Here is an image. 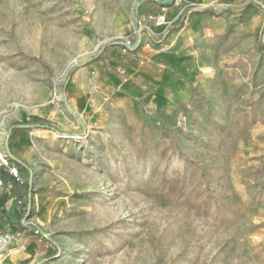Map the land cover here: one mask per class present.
Segmentation results:
<instances>
[{"label":"rangeland","instance_id":"374dc122","mask_svg":"<svg viewBox=\"0 0 264 264\" xmlns=\"http://www.w3.org/2000/svg\"><path fill=\"white\" fill-rule=\"evenodd\" d=\"M176 30L162 110L96 80ZM0 144V264H264V0H0Z\"/></svg>","mask_w":264,"mask_h":264},{"label":"crops","instance_id":"0c3cea01","mask_svg":"<svg viewBox=\"0 0 264 264\" xmlns=\"http://www.w3.org/2000/svg\"><path fill=\"white\" fill-rule=\"evenodd\" d=\"M191 43L192 39L186 35V32L180 33L176 30L160 46H153L154 50L142 49L137 52L136 56L124 55L116 50L111 55L105 54L103 59L93 63L91 68L96 80L100 81L102 85L108 84L112 90H116V94L123 96V103L128 106L129 93L140 96L135 88L145 84L149 92L147 96L151 97L153 102L162 110V107L165 108L172 98L179 97L176 93L177 90L184 88L185 84L186 87H192L193 80L199 74L200 69L199 67L196 69V61L190 50L192 48ZM139 59L145 61L143 67L136 64ZM186 64H189L188 68L185 66ZM157 67L161 68L162 71L154 75L152 69ZM126 77L127 80L123 83L122 80ZM2 214L4 213L0 211V216H2L0 225L3 223L7 225Z\"/></svg>","mask_w":264,"mask_h":264},{"label":"built area","instance_id":"2783aa9c","mask_svg":"<svg viewBox=\"0 0 264 264\" xmlns=\"http://www.w3.org/2000/svg\"><path fill=\"white\" fill-rule=\"evenodd\" d=\"M155 22L157 26H162L165 22V19L163 16H157L155 18ZM0 172H5L8 174L9 177H11L13 180L18 179V170L14 166L13 162L11 159L5 154L3 151L1 144H0ZM5 187V183L3 178L0 175V188ZM2 242H6L5 239L0 238V245Z\"/></svg>","mask_w":264,"mask_h":264},{"label":"trees","instance_id":"16d2710c","mask_svg":"<svg viewBox=\"0 0 264 264\" xmlns=\"http://www.w3.org/2000/svg\"><path fill=\"white\" fill-rule=\"evenodd\" d=\"M19 126H20V125H19ZM22 126H30V125L25 124V125H22ZM16 165H17V168H18V174H20V175H22V173L25 172V171L27 170L26 167H25L24 165H22L21 163H19V162H16ZM0 175H1V177H2L3 179L8 180L7 176L4 175L2 172H0ZM20 188H21V185H17V186H16V189H17L18 191L20 190ZM16 194H17V193H16ZM0 220H1V216H0ZM23 225H24V224L19 223V225H18V229L15 231V233H17V234L21 233V232H22V229L24 228ZM49 258H50V257H47V259H49Z\"/></svg>","mask_w":264,"mask_h":264},{"label":"bare ground","instance_id":"6f19581e","mask_svg":"<svg viewBox=\"0 0 264 264\" xmlns=\"http://www.w3.org/2000/svg\"><path fill=\"white\" fill-rule=\"evenodd\" d=\"M7 242V241H6ZM6 242H2V244L1 245H4V244H6Z\"/></svg>","mask_w":264,"mask_h":264}]
</instances>
